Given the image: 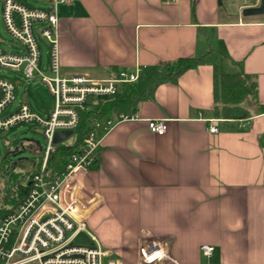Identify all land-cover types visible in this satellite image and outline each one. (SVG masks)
<instances>
[{
  "label": "crops",
  "instance_id": "obj_1",
  "mask_svg": "<svg viewBox=\"0 0 264 264\" xmlns=\"http://www.w3.org/2000/svg\"><path fill=\"white\" fill-rule=\"evenodd\" d=\"M225 2L72 0L57 8L62 76L139 69L124 111L137 119L104 134L95 166L78 174L85 229L123 263L136 261L138 239L160 238L178 264H264V14H241L259 0L238 9ZM180 59L198 63L165 79L166 64ZM215 73L255 80L249 124L220 120L209 131ZM149 119H165V132L151 133ZM204 243L214 246L209 258Z\"/></svg>",
  "mask_w": 264,
  "mask_h": 264
},
{
  "label": "built area",
  "instance_id": "obj_2",
  "mask_svg": "<svg viewBox=\"0 0 264 264\" xmlns=\"http://www.w3.org/2000/svg\"><path fill=\"white\" fill-rule=\"evenodd\" d=\"M71 1L48 0V8H39L19 0H2L1 15L5 30L18 42L20 50L11 52L0 48V68L20 72L24 80L39 77L52 94L54 105L47 120L31 112L24 102L4 114L14 101L15 83L0 78V130H8L21 121H35L42 127L45 138L43 149L41 147L37 151L34 147L35 151L41 153L37 166L31 169L28 178L21 176L17 179H24L27 187L23 185L20 190H14L13 203L0 212V264H126L111 257L86 231V211L77 197L81 192L78 174L95 166L103 135L119 121L137 119V114L119 112L93 119L82 140L67 145L71 148L62 160L54 162L50 159L60 146L53 143L55 132L70 130L71 135L74 134L82 113L88 111L97 98L113 97L119 86L134 83L139 77L138 68L120 70L107 79L60 74L57 8ZM39 37L44 38L49 47L46 70L39 67ZM204 120L210 123L211 133L217 131L213 123L220 120L237 121L238 127L249 124L248 118L210 117ZM146 122L151 133L161 134L166 130L165 119H149ZM81 231L87 233L90 245L74 242ZM213 251L211 244L200 245V252L205 258L211 257ZM133 264L178 263L164 254L160 238H152L137 240L136 261Z\"/></svg>",
  "mask_w": 264,
  "mask_h": 264
},
{
  "label": "rangeland",
  "instance_id": "obj_3",
  "mask_svg": "<svg viewBox=\"0 0 264 264\" xmlns=\"http://www.w3.org/2000/svg\"><path fill=\"white\" fill-rule=\"evenodd\" d=\"M19 1L28 6L45 8L43 7L44 4L37 0ZM244 2L245 0H226L225 4L228 3L230 7L238 9L239 5H242ZM1 14L2 0H0V48L11 52H18L20 50V45L5 30ZM38 42L41 54L39 67L41 69L43 68L42 70H46L48 64V45L42 37L38 38ZM0 78H7L15 82L14 101L6 108L4 114L13 111L17 105L24 102L29 105L31 112L38 115L41 119L47 120L49 118V113L53 109L54 98L47 86L40 81L39 77H35L33 80H24L20 72L18 73L7 68H0ZM253 99V97L248 98L244 106H251ZM77 133L78 128L75 129L74 134L58 145L65 146L71 144L75 141ZM30 140L37 141L42 149L45 146L43 129L35 121H21L12 125L8 130H0V160L6 157L9 162V173L11 174L12 171L19 172L24 174V179L28 178L29 173H25L26 167L19 166V163L28 161L30 164V162L32 163L34 160H38L41 157V153L35 151L34 148L31 147L32 143ZM10 174L5 177H0L1 209L5 207L1 197L4 191L6 192L9 189L20 190L23 185L27 187V185L23 183L24 179L19 178V181H13ZM74 242L85 246L91 243L85 231L78 233ZM113 257L117 256L113 255Z\"/></svg>",
  "mask_w": 264,
  "mask_h": 264
},
{
  "label": "trees",
  "instance_id": "obj_4",
  "mask_svg": "<svg viewBox=\"0 0 264 264\" xmlns=\"http://www.w3.org/2000/svg\"><path fill=\"white\" fill-rule=\"evenodd\" d=\"M198 63L197 59H180L176 62L166 64L165 79H173L181 74L188 68L194 67ZM134 83L123 84L122 92L119 96L114 97H101L97 98L94 103V107L88 111L82 113L80 117V123L78 126V133L74 143H78L82 140L85 130L88 124L93 119H99L106 114L114 112H124L127 108L131 107L133 96L135 93ZM257 95V86L253 78L246 74H232L221 73L214 74L213 77V115L222 119H240L249 116L248 107L244 106L248 98H255ZM31 147L38 151V145L31 144ZM70 146H58L56 152H54L50 159L54 162L62 160ZM40 158L34 160L30 164L28 161L19 163V166L26 167L25 173H29L31 169L37 166ZM6 157L0 160V176L5 177L9 173V162L7 163ZM13 181H17L18 177L23 176L19 172L10 174ZM4 190V189H3ZM2 191V190H1ZM13 189L4 191L2 193V200L4 208H0V212H3L7 205L13 203Z\"/></svg>",
  "mask_w": 264,
  "mask_h": 264
},
{
  "label": "water",
  "instance_id": "obj_5",
  "mask_svg": "<svg viewBox=\"0 0 264 264\" xmlns=\"http://www.w3.org/2000/svg\"><path fill=\"white\" fill-rule=\"evenodd\" d=\"M241 14L243 16L264 14V0H259L258 5H256V6L244 7L241 10ZM71 133L72 132L70 130L55 132L54 137H53V143L58 144V143L64 141L65 139H67L71 135ZM30 142H33L36 145H38L39 150L41 149V146L39 145V143L37 141L30 140Z\"/></svg>",
  "mask_w": 264,
  "mask_h": 264
}]
</instances>
